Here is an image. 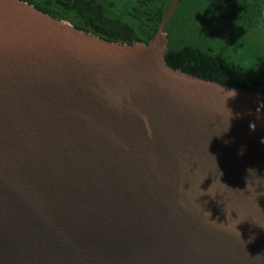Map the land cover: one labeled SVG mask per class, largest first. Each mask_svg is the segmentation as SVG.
<instances>
[{
    "label": "water",
    "instance_id": "95a60500",
    "mask_svg": "<svg viewBox=\"0 0 264 264\" xmlns=\"http://www.w3.org/2000/svg\"><path fill=\"white\" fill-rule=\"evenodd\" d=\"M179 1L127 44L0 0V264H264V93L168 64Z\"/></svg>",
    "mask_w": 264,
    "mask_h": 264
},
{
    "label": "trees",
    "instance_id": "16d2710c",
    "mask_svg": "<svg viewBox=\"0 0 264 264\" xmlns=\"http://www.w3.org/2000/svg\"><path fill=\"white\" fill-rule=\"evenodd\" d=\"M21 1L80 31L132 44L153 38L173 0ZM165 33L174 69L264 93V0H180Z\"/></svg>",
    "mask_w": 264,
    "mask_h": 264
},
{
    "label": "clouds",
    "instance_id": "9594fccd",
    "mask_svg": "<svg viewBox=\"0 0 264 264\" xmlns=\"http://www.w3.org/2000/svg\"><path fill=\"white\" fill-rule=\"evenodd\" d=\"M257 70H258V69H257ZM230 92L232 93L231 96H234V95H235V90H234V89L231 90ZM251 127H253V129H254L255 125H251ZM261 142L264 143V139H262ZM249 171H250V170H249Z\"/></svg>",
    "mask_w": 264,
    "mask_h": 264
}]
</instances>
